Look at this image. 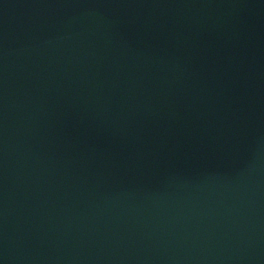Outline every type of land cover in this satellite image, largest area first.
I'll return each mask as SVG.
<instances>
[{
    "label": "water",
    "instance_id": "1",
    "mask_svg": "<svg viewBox=\"0 0 264 264\" xmlns=\"http://www.w3.org/2000/svg\"><path fill=\"white\" fill-rule=\"evenodd\" d=\"M0 264H264V0H0Z\"/></svg>",
    "mask_w": 264,
    "mask_h": 264
}]
</instances>
